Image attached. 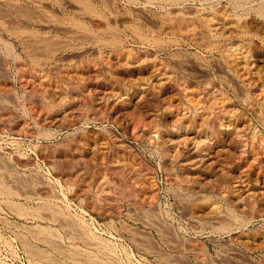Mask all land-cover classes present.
I'll return each mask as SVG.
<instances>
[{
  "label": "rangeland",
  "instance_id": "374dc122",
  "mask_svg": "<svg viewBox=\"0 0 264 264\" xmlns=\"http://www.w3.org/2000/svg\"><path fill=\"white\" fill-rule=\"evenodd\" d=\"M0 192V264H264V0H0Z\"/></svg>",
  "mask_w": 264,
  "mask_h": 264
},
{
  "label": "bare ground",
  "instance_id": "6f19581e",
  "mask_svg": "<svg viewBox=\"0 0 264 264\" xmlns=\"http://www.w3.org/2000/svg\"><path fill=\"white\" fill-rule=\"evenodd\" d=\"M203 1V0H202ZM86 7V9H87V6H85ZM89 9V8H88ZM83 25V24H82ZM85 32V31H84ZM63 117H65V116H63ZM65 120V119H64ZM64 124H65V122H63ZM62 124V123H61ZM44 139V141H47V142H49V141H52L53 139H54V135H52V134H50V135H46L45 136V138H43ZM1 193V192H0ZM97 263V262H96ZM95 263V264H96ZM97 264H101V263H97Z\"/></svg>",
  "mask_w": 264,
  "mask_h": 264
}]
</instances>
